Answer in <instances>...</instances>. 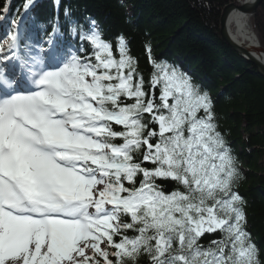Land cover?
I'll list each match as a JSON object with an SVG mask.
<instances>
[{
  "label": "snow or ice",
  "instance_id": "snow-or-ice-1",
  "mask_svg": "<svg viewBox=\"0 0 264 264\" xmlns=\"http://www.w3.org/2000/svg\"><path fill=\"white\" fill-rule=\"evenodd\" d=\"M13 24L0 41V264H261L206 92L148 46L145 78L123 35L69 9L48 48L22 52ZM61 29L70 43L54 52Z\"/></svg>",
  "mask_w": 264,
  "mask_h": 264
},
{
  "label": "trees",
  "instance_id": "trees-1",
  "mask_svg": "<svg viewBox=\"0 0 264 264\" xmlns=\"http://www.w3.org/2000/svg\"><path fill=\"white\" fill-rule=\"evenodd\" d=\"M8 0H0V14ZM24 0H10L1 22L0 36L14 29ZM236 0H42L30 10L19 33L21 51L47 48L52 25L62 24L65 9L72 17L95 20L105 39L123 35L139 69L148 76L146 46L157 62L175 66L206 92L213 102L216 123L227 141L239 171L235 190L243 198L246 230L259 249L264 264V77L240 57L219 33L222 7ZM259 44L264 47V1L249 18ZM56 47L66 48L70 38L63 29L52 35ZM159 92L157 90V96ZM164 190L171 191L172 183ZM220 233L206 234L199 243L207 247ZM140 264H145L144 259Z\"/></svg>",
  "mask_w": 264,
  "mask_h": 264
},
{
  "label": "water",
  "instance_id": "water-1",
  "mask_svg": "<svg viewBox=\"0 0 264 264\" xmlns=\"http://www.w3.org/2000/svg\"><path fill=\"white\" fill-rule=\"evenodd\" d=\"M241 0H236L234 2H230L222 7L220 18H219V33L221 38L225 41V43L230 46L240 57L244 58L246 61L252 63L258 73H260L264 77V63L261 61L260 55H256L254 50H258L259 54H264V47H262L258 41V47L256 49H250L248 45H243L244 43H239L235 41L228 30L226 29V22L230 12L233 9L240 10L248 16H251L255 13L257 7L264 1V0H252L251 2L239 4ZM256 38V36H255ZM257 39V38H256Z\"/></svg>",
  "mask_w": 264,
  "mask_h": 264
},
{
  "label": "bare ground",
  "instance_id": "bare-ground-1",
  "mask_svg": "<svg viewBox=\"0 0 264 264\" xmlns=\"http://www.w3.org/2000/svg\"><path fill=\"white\" fill-rule=\"evenodd\" d=\"M251 1L252 0H241L239 4H243ZM35 5L36 4H34V6ZM2 18L6 19L5 16H3ZM249 18L250 16H248V14L240 10L233 9L227 18L226 29L228 30V33L235 41L239 43H244L243 45H248V47L252 50V49H256L258 45L256 44L257 43V39L255 38L256 35L254 34L250 26ZM3 19H1L2 22L4 21ZM254 53H256V55H260L261 61L264 63V54H259L257 49L254 50Z\"/></svg>",
  "mask_w": 264,
  "mask_h": 264
},
{
  "label": "rangeland",
  "instance_id": "rangeland-1",
  "mask_svg": "<svg viewBox=\"0 0 264 264\" xmlns=\"http://www.w3.org/2000/svg\"><path fill=\"white\" fill-rule=\"evenodd\" d=\"M21 81H22V80H21ZM21 81H20V82H21ZM21 84H22V83H21Z\"/></svg>",
  "mask_w": 264,
  "mask_h": 264
}]
</instances>
